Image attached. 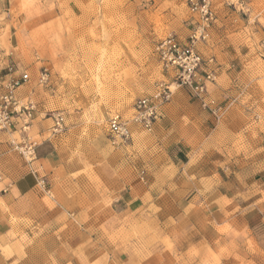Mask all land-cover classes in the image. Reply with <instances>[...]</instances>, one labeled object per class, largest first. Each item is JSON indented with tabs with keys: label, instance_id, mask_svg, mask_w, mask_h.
<instances>
[{
	"label": "rangeland",
	"instance_id": "obj_1",
	"mask_svg": "<svg viewBox=\"0 0 264 264\" xmlns=\"http://www.w3.org/2000/svg\"><path fill=\"white\" fill-rule=\"evenodd\" d=\"M211 1L216 17L227 9V21L211 25L207 42L221 39L228 51L236 47L252 57L247 66L252 88L242 97L255 102L244 115L262 116L246 119L243 126L264 132V0H251L248 10L236 0ZM190 19L188 0H0V82L27 73L20 87L35 89L36 96L29 98L36 108L47 98L55 109L50 114L62 113L61 134L69 130L86 163L73 176L80 180L81 207L96 216L93 220L105 246L110 242V264H144L155 256L170 263L264 264V241L254 242L228 230L204 229L198 219L177 217L189 208L178 199L169 180L146 185L148 208L140 224L126 227L117 219L113 223L107 211L112 189L115 193L122 190V180L128 175L145 182L147 169L162 162L170 138L165 128L147 132L137 127L131 130L130 143L112 145L106 120L112 113L130 117L134 102L150 96L159 83L170 86L171 99L176 89L183 88L173 84L153 49L167 35L179 38L182 29L189 30ZM43 69L48 74L46 82L39 81ZM200 110L202 127L218 130L225 109L220 118L201 105ZM7 134L10 141H19L17 131ZM128 150L133 152L130 159ZM243 151L241 156L250 158L249 150ZM155 198L156 207L151 206ZM207 232L211 241L200 244L202 233ZM216 234L224 239L220 241ZM177 239L179 249L173 243Z\"/></svg>",
	"mask_w": 264,
	"mask_h": 264
},
{
	"label": "crops",
	"instance_id": "obj_2",
	"mask_svg": "<svg viewBox=\"0 0 264 264\" xmlns=\"http://www.w3.org/2000/svg\"><path fill=\"white\" fill-rule=\"evenodd\" d=\"M226 14L223 8L216 21H227ZM180 34L185 41L188 29ZM220 40L196 45L205 68L215 74V81L207 84L209 96L225 109L218 130L202 127L199 102L186 88L176 89L153 126V131L165 128L169 134L162 162L147 169L145 182L128 175L122 180V190L115 193L112 189L107 211L113 223L117 219L126 227L140 224L148 208L146 185L165 179L189 208L177 217L198 219L204 229L228 230L254 242L264 241V132L243 126L246 119L256 116L244 115L255 100L242 97L252 88L247 67L252 57L240 48L228 51ZM211 57L213 62L208 61ZM16 95L24 99L36 92L23 86ZM53 110L50 100L43 98L33 113L29 135L37 146L32 161H25L9 146L10 136L0 132V264H110V242L105 246L93 220L96 216L81 207L80 180L73 178L86 163L69 130L52 134ZM136 128L131 126V130ZM244 149L250 158L241 156ZM128 151L130 159L133 152ZM216 151L219 155L213 156ZM42 177L45 187L39 183ZM157 201L151 206L156 207ZM201 236L200 244L211 241L210 233ZM173 243L175 249L180 248L178 239ZM144 264L184 263L155 256Z\"/></svg>",
	"mask_w": 264,
	"mask_h": 264
},
{
	"label": "built area",
	"instance_id": "obj_3",
	"mask_svg": "<svg viewBox=\"0 0 264 264\" xmlns=\"http://www.w3.org/2000/svg\"><path fill=\"white\" fill-rule=\"evenodd\" d=\"M251 0H236L242 9L247 8ZM191 12L188 36L182 41L176 35H167L154 46V55L161 68L171 74L173 84L189 90L199 101L202 108L207 109L216 118L222 115L221 106L209 96L207 84L215 81L213 70L205 68L206 61L196 50L198 43L209 40V30L216 21V13L211 0H188ZM213 62V58L208 59ZM47 70L43 69L40 82H46ZM28 79L24 73L20 77H8L0 82V131L7 133L17 131L19 141H10L11 146L18 150L28 161L35 158L36 142L29 135L35 102L27 97L19 99L16 90ZM172 90L169 85L159 83L150 96L137 99L133 104V112L125 118L112 113L106 120L107 132L112 145H125L132 141L131 126L150 132L157 121L160 110L171 99ZM52 134H59L64 128V117L58 112L52 114ZM18 126V129L16 128ZM41 186H46L45 178H40Z\"/></svg>",
	"mask_w": 264,
	"mask_h": 264
}]
</instances>
